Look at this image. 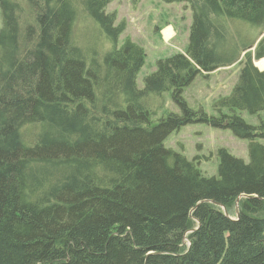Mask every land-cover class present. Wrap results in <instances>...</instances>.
<instances>
[{"label":"trees","instance_id":"obj_1","mask_svg":"<svg viewBox=\"0 0 264 264\" xmlns=\"http://www.w3.org/2000/svg\"><path fill=\"white\" fill-rule=\"evenodd\" d=\"M161 1L189 7L188 43L138 90L145 53L118 47L113 0H0V264H264V123L237 115L264 111V0ZM79 19L100 55L74 41ZM236 62L216 116L190 109L184 90ZM166 92L180 114L155 124ZM190 124L247 141L248 163L219 150L205 178L164 146Z\"/></svg>","mask_w":264,"mask_h":264},{"label":"rangeland","instance_id":"obj_2","mask_svg":"<svg viewBox=\"0 0 264 264\" xmlns=\"http://www.w3.org/2000/svg\"><path fill=\"white\" fill-rule=\"evenodd\" d=\"M106 12L115 14V25L121 22L126 25L119 38L118 47L129 39L145 53L144 65L136 78L138 90L144 89V80L155 71L158 60L186 49L192 18L189 7L184 4H166L161 0H113ZM1 26L0 15V29ZM95 29L86 20L79 19L73 30L74 41L91 56L100 55L104 43ZM252 35L254 33H249L245 39L250 40ZM253 64L260 71L264 70V60ZM240 69L239 62H236L217 69L207 78H196L183 92L189 108L195 112L202 111L209 117L216 116L214 103L231 93ZM147 106L153 113L152 120L155 124L165 113L180 114V110L172 103L169 92L162 93L160 97L151 96ZM237 115L250 126L256 127L264 123V111L257 115L237 112ZM256 142L264 147V139H257ZM164 146L183 155L188 161H194L205 178L218 177L219 150H226L231 156L245 163L249 161L247 141L235 138L229 130L215 129L204 124H190L173 132L165 140ZM184 244H188L186 239Z\"/></svg>","mask_w":264,"mask_h":264},{"label":"water","instance_id":"obj_3","mask_svg":"<svg viewBox=\"0 0 264 264\" xmlns=\"http://www.w3.org/2000/svg\"><path fill=\"white\" fill-rule=\"evenodd\" d=\"M263 36H264V33L260 35V37L258 38V40H257L256 43H255V46L257 45V43L259 42V40H260ZM255 46L253 47V49L255 48ZM256 62H257V61H254V63H256ZM255 67H256V66H255ZM238 203H239V199H237V200H236V203H235V215H236V218L239 217V213H238ZM222 210H223V214H224L226 217H228V213H227V211H226L224 208H222Z\"/></svg>","mask_w":264,"mask_h":264},{"label":"crops","instance_id":"obj_4","mask_svg":"<svg viewBox=\"0 0 264 264\" xmlns=\"http://www.w3.org/2000/svg\"><path fill=\"white\" fill-rule=\"evenodd\" d=\"M163 33V32H162ZM163 39H164V37H163ZM180 53H183V52H180Z\"/></svg>","mask_w":264,"mask_h":264},{"label":"bare ground","instance_id":"obj_5","mask_svg":"<svg viewBox=\"0 0 264 264\" xmlns=\"http://www.w3.org/2000/svg\"><path fill=\"white\" fill-rule=\"evenodd\" d=\"M258 62V61H257Z\"/></svg>","mask_w":264,"mask_h":264}]
</instances>
